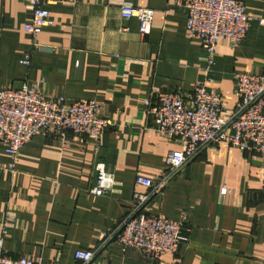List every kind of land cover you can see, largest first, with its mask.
Returning a JSON list of instances; mask_svg holds the SVG:
<instances>
[{
	"label": "crops",
	"instance_id": "0c3cea01",
	"mask_svg": "<svg viewBox=\"0 0 264 264\" xmlns=\"http://www.w3.org/2000/svg\"><path fill=\"white\" fill-rule=\"evenodd\" d=\"M30 0H0V90L39 84L52 98L95 100L112 119L100 147L83 136L38 135L15 167L0 142L2 254L41 264H82L78 250L96 253L92 264H155L116 239L135 193L136 179L158 178L170 150L179 147L154 129V91L190 98L206 80L202 45L188 35L187 13L171 0H56L46 6L52 24L34 38L25 30ZM254 18L236 48L217 47L209 90L234 108L236 75H264V0H240ZM122 3L152 9L151 32L125 20ZM30 57L29 65L22 62ZM114 178L107 196L92 193L97 164ZM223 189L227 194H222ZM149 216L184 222L190 245L158 264H264V160L223 144L204 150L147 205ZM117 232L103 246L104 235Z\"/></svg>",
	"mask_w": 264,
	"mask_h": 264
},
{
	"label": "built area",
	"instance_id": "2783aa9c",
	"mask_svg": "<svg viewBox=\"0 0 264 264\" xmlns=\"http://www.w3.org/2000/svg\"><path fill=\"white\" fill-rule=\"evenodd\" d=\"M56 0H30L28 9L33 17L25 30L34 38L52 22L46 8ZM173 6L187 13L186 29L191 39L199 42L204 57L206 80L200 82L194 94L184 99L175 93L154 91L156 104L150 109L155 131L176 144L179 149L169 151L165 167L156 179L138 177L137 185L149 190L135 193L129 215L117 232L104 235L103 246L113 236L124 250L135 248L146 257L160 263L163 257L175 255L181 246L190 245L184 235V222L165 216H149L145 209L152 198L162 192L181 171L204 150L218 151L229 145L264 160V75L241 73L236 75L235 94L238 102L234 108L227 106L216 90L207 88L213 82L217 66L218 44L228 41L238 47L247 37L254 18L240 0H171ZM121 14L125 20H136L140 33L151 32L155 11L122 3ZM264 25V20H259ZM28 56L22 63L29 65ZM112 119L103 116V105L95 100L69 102L64 97L52 98L40 90L39 84L23 83L17 88L0 90V142L14 164L20 152L36 136H83L101 142ZM97 185L94 195L107 196L114 186V178L104 164L96 166ZM222 194H227L223 189ZM4 238L0 237V264H41L29 258L11 259L2 254ZM96 258L92 251L78 250L76 262L90 264Z\"/></svg>",
	"mask_w": 264,
	"mask_h": 264
},
{
	"label": "water",
	"instance_id": "95a60500",
	"mask_svg": "<svg viewBox=\"0 0 264 264\" xmlns=\"http://www.w3.org/2000/svg\"><path fill=\"white\" fill-rule=\"evenodd\" d=\"M96 258H99V256L98 257H96ZM96 258L94 259V260H96ZM93 262H91L90 264H92Z\"/></svg>",
	"mask_w": 264,
	"mask_h": 264
},
{
	"label": "rangeland",
	"instance_id": "374dc122",
	"mask_svg": "<svg viewBox=\"0 0 264 264\" xmlns=\"http://www.w3.org/2000/svg\"><path fill=\"white\" fill-rule=\"evenodd\" d=\"M153 261V260H152ZM162 261V260H161ZM154 262V261H153ZM155 264H158L157 262H154Z\"/></svg>",
	"mask_w": 264,
	"mask_h": 264
}]
</instances>
